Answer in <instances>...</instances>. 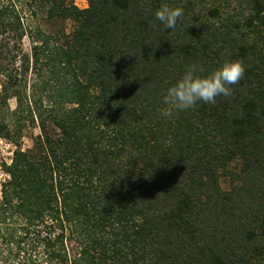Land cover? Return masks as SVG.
I'll return each instance as SVG.
<instances>
[{
	"label": "trees",
	"instance_id": "trees-1",
	"mask_svg": "<svg viewBox=\"0 0 264 264\" xmlns=\"http://www.w3.org/2000/svg\"><path fill=\"white\" fill-rule=\"evenodd\" d=\"M191 1L0 0V264H264V0L209 19ZM21 3L72 31L25 27ZM226 61L230 96L160 115L188 65Z\"/></svg>",
	"mask_w": 264,
	"mask_h": 264
},
{
	"label": "clouds",
	"instance_id": "clouds-1",
	"mask_svg": "<svg viewBox=\"0 0 264 264\" xmlns=\"http://www.w3.org/2000/svg\"><path fill=\"white\" fill-rule=\"evenodd\" d=\"M182 14V8L165 5L155 12V19L165 29H172ZM203 71V67L195 63L186 67L175 84L167 88L163 97L166 107L161 109V116L170 117L174 113L193 109L198 102L214 104L218 96H230L231 86L240 81L245 69L239 61H226L208 75L199 74Z\"/></svg>",
	"mask_w": 264,
	"mask_h": 264
},
{
	"label": "rangeland",
	"instance_id": "rangeland-1",
	"mask_svg": "<svg viewBox=\"0 0 264 264\" xmlns=\"http://www.w3.org/2000/svg\"><path fill=\"white\" fill-rule=\"evenodd\" d=\"M72 4L76 3L78 8H84L87 6L86 0H69ZM183 3H185L183 1ZM183 3L181 4L183 6ZM192 13H200L201 19H209L208 9L217 6L222 15H234L236 18H242L247 13V0H192L191 1ZM169 4V3H168ZM75 5V4H74ZM21 6V19L25 27L34 30L36 27L42 31L54 35H60L61 33L69 34L72 31L73 25L70 20H62L59 18H48L45 12V8L40 5L27 6L24 3L18 5ZM76 6V5H75ZM170 8H174V4L169 5ZM191 13V12H189ZM188 14V19H190ZM22 46L25 51L29 49V40L24 37L22 40ZM31 76V74H30ZM32 77H30V81ZM31 83V82H30ZM10 109H14L15 101L10 99L8 101ZM38 133L37 127L31 126L24 133L21 139V148L28 149L32 145L31 136ZM14 145L9 141L0 138V165L2 162H9ZM5 177L4 172L0 168V180ZM221 186L227 187V179L221 178Z\"/></svg>",
	"mask_w": 264,
	"mask_h": 264
},
{
	"label": "built area",
	"instance_id": "built-area-1",
	"mask_svg": "<svg viewBox=\"0 0 264 264\" xmlns=\"http://www.w3.org/2000/svg\"><path fill=\"white\" fill-rule=\"evenodd\" d=\"M76 6H78L76 3H74Z\"/></svg>",
	"mask_w": 264,
	"mask_h": 264
}]
</instances>
